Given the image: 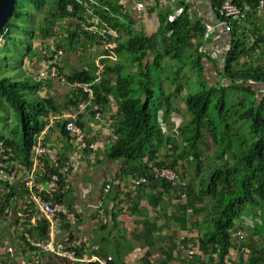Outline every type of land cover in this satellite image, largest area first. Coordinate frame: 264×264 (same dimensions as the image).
<instances>
[{"label": "trees", "instance_id": "1", "mask_svg": "<svg viewBox=\"0 0 264 264\" xmlns=\"http://www.w3.org/2000/svg\"><path fill=\"white\" fill-rule=\"evenodd\" d=\"M222 2L223 0H214V9L220 11ZM97 3L98 6H92L95 16L122 38L119 41L113 37L108 39L109 43L117 42L119 59L108 63L106 59L103 60L106 72L95 63L89 68L72 72L67 78L71 83H92L98 77V70L104 74L102 82L92 84L96 93L93 110L94 116L110 111L111 120L114 121V135L117 139L111 147L109 158L112 161H123L122 173L126 178H145L146 182L141 184V188L158 181L163 191L168 190L173 194L177 216L174 213L170 220L176 222L178 228L171 231L169 238L170 243L175 240L176 243L164 251L165 259L159 264L174 261L178 241L186 245L193 241L188 236L182 237V232L189 230L190 220H194V227H198L199 232L195 239L198 241L200 256H197L196 251L193 256L196 257V262L241 264L245 261V264H264V89L258 93L254 91V85L264 87V68L251 60L255 53L259 54L264 50V8L260 10L264 0H236L248 29L243 28L245 23L241 19L222 18L231 39L222 61L214 59L209 51L204 50L206 29L201 24L195 25V28L185 14L174 23H169L168 18L173 15L171 11L160 13L157 33L160 43L155 48L153 39L135 28L139 22L136 16L126 14L127 7L121 0H97ZM70 7L73 9L72 13L69 12ZM246 8L249 10H245ZM27 10L40 14H32ZM259 12L262 13L260 19ZM37 15L40 18H36ZM23 17L32 19V23L20 24ZM93 18L86 8L73 0H18L13 18L0 36V39L13 43V47L5 45L7 51L4 59L9 63L12 51L15 48L19 50L17 45L28 47V53H35L33 43L37 41L43 45V49L48 50L41 53L48 60L53 47L58 49L66 45L73 48L77 40L96 43L99 36H91L87 30ZM61 25L68 26V29H64V38L59 40L57 46L53 44V47H49L48 42L54 40L56 30ZM74 26L76 29L72 31ZM13 31L18 34L13 35ZM99 39L100 47L104 46V41ZM197 40L198 46H195ZM101 53L107 55L109 51L105 49ZM187 57L194 68L206 70L207 61L213 64L216 81L207 75L210 78L207 88L188 93L185 103L191 120L178 129L177 136L173 139L165 134L163 127L170 126L175 113L176 96L185 90L184 81L180 82L179 79ZM166 58L179 62L174 75L169 74L166 78L174 86L168 92H165L162 84V76L167 72L164 64ZM22 64L24 67V56ZM2 69L4 70L0 66V106L12 107L21 130L15 133L16 141L2 136L0 146L3 144L5 148L13 149L15 159L9 157V165L18 162L31 168L34 137L47 124L49 114L59 112L62 107H58L52 98L38 95V90L45 86L42 81H37L32 76L24 79L6 76ZM156 79L160 80L161 85L155 83ZM221 82L224 86L219 87ZM154 86H158V91ZM229 89L238 92L233 95L252 92L256 97L250 106L241 99L238 102L241 109H236V105L229 103L230 98L227 99ZM80 92L82 98L79 99L74 94L67 108L88 99V94ZM216 97L217 102H214ZM113 101L118 107L115 113L111 107ZM240 123H249V126L246 124L245 132L240 131ZM62 132L70 137L65 126ZM206 132L209 133L208 138L211 139L215 152L206 174L197 182L192 177H186L184 164L187 163L191 169L196 170L195 177L202 175L205 170L202 146ZM165 168L177 173L179 178L184 177L190 181L185 184L186 180L182 178L180 184H176L159 179L156 172ZM0 185L6 191L3 198H0L1 215L8 220L12 215L11 218L15 219L23 208L20 204L24 203L26 193L3 181H0ZM18 196H22L20 203L17 202ZM57 201H63V197H58ZM248 210L253 231L256 236L261 237L263 243L249 244V257L242 259L240 254V261L236 263L230 257L234 240L236 241L235 230H242L243 226L239 224L243 222ZM160 230L155 221L146 220L142 224L144 246L147 248L145 264H151L148 259L153 254L151 249L155 245V233ZM36 232L39 239H47L48 225L40 222ZM69 243H77L73 234L69 237ZM23 247L25 252L29 251L28 255L36 250L33 247ZM78 250L82 259L87 254L86 246L80 245ZM103 251L105 249L93 251L100 258L95 264H120L117 261H106ZM0 264L13 263L5 261Z\"/></svg>", "mask_w": 264, "mask_h": 264}, {"label": "crops", "instance_id": "2", "mask_svg": "<svg viewBox=\"0 0 264 264\" xmlns=\"http://www.w3.org/2000/svg\"><path fill=\"white\" fill-rule=\"evenodd\" d=\"M121 2L127 7L126 14L136 16L139 24L135 28L145 35H149L148 31H152V26H157L156 32H158V18L162 11H171V14H174L177 9L184 8L185 16L189 17L194 27L201 24L204 29L208 25L214 28L209 39L206 38V30L204 41V48L209 49V53L211 52L210 55L214 59L222 61L224 53L230 47L231 39L228 27L222 21L219 11L214 9V0H159V3H157L158 0H152L153 7L151 8L155 9L146 8L147 10H144L142 16L136 10L137 2L135 0H121ZM74 29H76L75 26L72 31ZM98 39L96 43L77 40L73 48L65 45L64 53L59 61L61 73L69 77L76 70L89 68L95 63L98 64L100 56L103 55L101 52L105 50L104 46L100 47L101 42ZM37 44L39 43L37 42ZM48 44H50L49 47H52L54 41H49ZM195 46H198V40ZM34 50L38 55H33L34 59L27 55V57L24 56V66L37 80L39 72L44 68V62L48 61V58L43 57L41 53H46L48 50L43 47L37 49L38 51L36 48ZM108 61L115 62L107 57L106 63ZM207 63L210 62L207 61ZM210 65V72H215L213 64L210 63ZM98 72L96 81L102 82L104 77L98 81L101 71L98 70ZM213 77H215L214 74ZM42 82L45 86L38 90V95L52 98L58 107H62L57 113L51 112L49 119L69 111L72 106L70 108L66 106L71 104L74 94L79 99L82 98V95L78 94L75 88L70 85V81L67 83L49 77ZM111 107L114 113L118 110L117 103L114 101ZM94 112L91 109L89 113L82 114L79 122L90 141L96 144L95 151L79 152L70 137L63 134L62 125L53 129L47 138L48 164L54 158L63 160L70 166L68 173H70L72 181V190L64 198L65 203L70 207L71 216L62 221L56 239L61 242L69 241V237L73 234L77 245L86 246L88 254L105 249L103 254L106 255L108 262L145 264L144 256L147 248L144 246L143 238L145 237L142 233V224L146 220L155 221L161 230L155 233L156 241L151 249L153 254L148 261L151 264H159L165 259L164 251L171 247L169 238L171 231L178 228V224L170 220L174 213L176 215V201L172 193H169L168 190L163 191L161 183L159 184L158 181L141 188L139 185L141 179L126 178L123 175V161H112L109 158L111 147L117 139L114 135V121L111 120V113L104 111L94 116ZM108 185L114 186L111 193L105 192ZM153 197H155L154 200ZM192 227H194V220H190L189 230L182 232V237L188 236L193 241H190L188 245L178 241L174 261L170 264L199 263L196 262V257L192 258L187 252L195 245L197 256L200 254L197 239L190 235ZM8 237L10 241L14 239L12 235ZM18 246L21 251H17L18 247L14 251L12 248L9 249V255H13V261L11 260L10 263L15 264L14 258L22 260V257H18V254L21 253L28 256L27 262L30 264H66L46 252H32L28 255L29 251L25 252L21 239Z\"/></svg>", "mask_w": 264, "mask_h": 264}, {"label": "rangeland", "instance_id": "3", "mask_svg": "<svg viewBox=\"0 0 264 264\" xmlns=\"http://www.w3.org/2000/svg\"><path fill=\"white\" fill-rule=\"evenodd\" d=\"M145 2H147L149 5H151L150 0H145ZM151 7H153V6L151 5L148 8L150 10H152L153 8H151ZM46 10H48V9H46ZM145 10H147V9H145ZM27 11L32 12V14H35V13L40 14L34 10H27ZM50 12H51V10H50ZM261 15H262V13L259 12L258 13L259 19L261 18ZM38 17L40 18L39 15H37L36 18H38ZM240 19L243 20L245 23V24H243V28L248 29L249 26L247 25V22L245 21L246 19L244 20V17H242V16L240 17ZM243 21H242V23H243ZM29 23H32V19H28L26 17H23V19L21 18L20 24H29ZM64 29H68V26L61 25L56 30V33H55L56 35H55V38L53 40L55 46H57L59 44V40L64 38V34H63ZM156 30H157V26H152V31H148L149 35L146 34V36L149 38H152L154 45H155V48H158L159 43H160V39L157 36L158 32H156ZM12 34L13 35L18 34V32L13 31ZM143 34L145 35V33H143ZM24 42H25V40H24ZM37 42L39 43V41H37ZM37 42L33 43V48L34 49L36 48V50L39 49L41 46H43L40 43H39L40 45L37 44ZM5 45H10L13 47V43H11V41H9V40H5L4 38L0 39V66H2L4 68V70L2 69V71H4V74L6 76H10V77L17 78V79L30 78V76H32V73L27 68H24L25 66L23 67L22 58H23V56H25V57L29 56V57H32L31 59H34V56H36L35 55L36 51L34 50L35 53L30 54V53H28V47H21L20 45H17L19 47V50H16V48H15V51L14 50L12 51V54H10V57L8 59V61H9V63H8L4 59V53L7 51V47H5ZM253 56H254L253 58L251 57L252 63L260 64L264 68V50L259 52V54L255 53ZM185 60H186V64L181 69L180 79H179L180 82L184 81L185 90L176 96L175 113L173 114V118L170 122V126L163 127V131L165 132V134H167L169 137H173V139H175V137L177 136L176 133H177L178 129L182 125L188 124L191 120V116L188 113V109H187L186 103H185L188 93L200 92L204 88H207L209 86L208 82L210 81V78H208L207 75L214 80L213 74H215V72H210V66H211L210 63H207L206 70H205V69H200V68H194V66L192 65V62L188 59V57L185 58ZM30 62H31V60H30ZM246 62H248V60H246ZM164 64L167 67V72L165 75L162 76V78H163L162 84L164 85V87L166 89L165 92H168V90H170V89L173 90L174 86L171 84L170 80H168L166 78L168 77L169 74L172 76V73H173V75H174V72L178 68L179 62H177L176 60H173L171 58H166L164 61ZM241 66H243V65H241ZM129 69L127 68V70H129ZM155 83L161 85L159 79H156ZM218 86L219 87L224 86L223 82H221ZM154 89L156 91H158V86H154ZM262 89H264L263 86L260 87V86L254 85V91H256L257 93ZM237 93L238 92H236L234 90H230V89L227 91V99L230 98L229 103L236 105V109H241V106L238 103L241 101V99H243V101H246L247 105L250 106V103L252 101H254V97H256V94L252 93V92H250L249 94L240 92L239 95H233V94H237ZM241 94H244L248 98L244 97V95H241ZM33 95H34V92H33ZM214 102H217V97L214 99ZM246 124L249 126V123H246ZM246 124L245 123L239 124L240 131L245 132L247 130ZM20 130H21L20 124L18 122V119L15 117L14 110L12 109V107H10V106L1 107L0 106V138L2 136H6V137H9L11 139L13 138V140L16 141L17 137L15 138V133L19 132ZM208 137H209V133L206 132L205 142L202 146V150L204 152V166H205V170L202 173V175L199 177H195L196 170L191 169L187 163L184 164V167H185L184 169L187 172L186 177L187 178L192 177V178L196 179L197 182L202 180L203 176L206 174V170L210 166V160H212V158L214 157L215 147L213 146L211 139ZM182 178H184V177H182ZM182 178L180 177L179 180L181 181ZM184 179L186 180L185 184H188V182L190 180L186 179V178H184ZM182 181H184V180H182ZM4 194H6V191H3V187L0 185V198H3ZM21 201H22V196H20V197L18 196L17 202L20 203ZM249 212L250 211L248 210V212L244 216L243 222L239 224L240 226H243L242 230L241 229L239 230V228H237L235 230L236 241L234 240L235 244L233 246V250H232L230 257L236 263H238L240 261L239 260L240 254H242V259H244V258L247 259V257H249L250 251L247 249V246L249 244L261 245L263 243V240L261 239V237L256 236L255 232L253 231L254 226H253L252 220L250 218H248ZM0 216H1L0 217V224H2V225H0V262L9 261V263H10L11 260L13 261V255H11V256L9 255L10 254L9 249L12 248L14 251V249L16 247H18V248H16L17 251H21L19 249V246H18V243L20 241V233H16V232H19L16 229V226H14V228H13L10 221L1 215V204H0ZM192 220H193V218H192ZM237 230H239V232ZM190 231H191V233H190L191 236H193L194 238L198 237V234H199L198 227H192V229ZM9 235L10 236L12 235V237L14 238L12 241H10V239L8 237ZM173 243H176V242L172 241V243H170V245L172 246ZM256 247H258V246H256ZM15 252H16V250H15ZM18 257H22V260H20V258H18V259L14 258L15 264H30L27 262L28 256H26V255L24 256L21 253H19ZM175 261L178 262V260H175ZM120 264H124V263H120ZM197 264H199V263H197ZM241 264H245V261L241 262Z\"/></svg>", "mask_w": 264, "mask_h": 264}, {"label": "built area", "instance_id": "4", "mask_svg": "<svg viewBox=\"0 0 264 264\" xmlns=\"http://www.w3.org/2000/svg\"><path fill=\"white\" fill-rule=\"evenodd\" d=\"M74 3L80 5L83 8L87 9V12L92 15L94 18L90 23L89 28H87L88 32L91 34V36H99L104 41V47L107 51H109V54L106 55V57L111 58L114 61H117L119 59V56L117 54V48L118 44L117 42H108V39L110 37L115 38V40H121V37L118 33L108 29L107 25L104 24L98 17L95 16L94 11L92 10V6L96 5L98 6L97 0H73ZM136 3V10L138 13L142 16L144 10L149 6L145 0H135ZM152 2V0H150ZM72 7L69 8V12L72 13ZM185 14V9L180 8L175 11V13L168 18L169 23H174L177 19L181 18ZM219 14L221 18L225 19H232V20H238L242 15L241 10H237V8L234 6V0H223L221 9L219 11ZM207 39L210 38V36L214 32V28L212 26H207ZM62 53V52H61ZM101 59V56H100ZM99 64V63H98ZM102 77H104V74L101 72V76L98 79L101 80ZM59 79L63 82L70 83L69 78H67L64 74H59ZM95 82H97L95 80ZM86 83V82H78L75 81L73 83H70L72 87H78L83 92L89 95L88 99H86L85 102H81L77 106H72L69 111H66L59 117H55L50 120L48 124V128L52 127L57 119L63 120L67 124V129L71 131L73 134L81 136V129L82 126L79 122L80 116L82 114H85L88 112L90 108L93 109V105L95 102V93L92 89V84L95 83ZM100 117V115H98ZM47 131H44L37 139L36 147L34 148V152L32 155V161H33V167L32 169H27L23 165H16V166H10L8 169L9 172L7 173L5 171H1V178L11 184L12 186H16L20 184L17 188L19 190H27L28 194L25 195L26 200H29V204L32 206V209H28V217L32 216L29 220L28 218L24 221H21V227L23 228V225H30L35 224L37 215L42 216L48 223L50 224V239L47 242L42 241L38 246H41L45 250L52 252L54 254L60 255L66 259L72 260L74 262L80 261V262H90L89 259H82L79 260L77 258V253L72 250L69 247H65L64 245L60 244H54L53 242V234L55 232V228L58 224V220L61 217H66L68 215V210L64 205L56 204L53 205L52 203H48V198H51L54 192L58 193H65L70 189V184H68V181H65L62 183L60 181V178L58 175L54 174L49 178V184L48 188H43L41 185H39L36 182V172L38 169V165L41 162V159L43 157V154L45 152L44 149V135ZM2 152L6 154L4 157L5 159H8L9 156H12V150L10 148H4L3 144L1 145ZM8 153V154H7ZM4 168L7 167V164L3 165ZM59 164L55 163L54 168H58ZM160 177L167 178L169 180H174L178 177L177 173L172 171L171 169L165 168L161 170ZM25 203V202H24ZM22 207V204H20ZM8 213V211L6 212ZM28 237V235H27Z\"/></svg>", "mask_w": 264, "mask_h": 264}, {"label": "bare ground", "instance_id": "5", "mask_svg": "<svg viewBox=\"0 0 264 264\" xmlns=\"http://www.w3.org/2000/svg\"><path fill=\"white\" fill-rule=\"evenodd\" d=\"M234 6L237 8V10H242L241 8H239L236 5V0H234ZM263 8H264V3H261L260 10H262ZM245 10H249V9L246 8ZM103 48L105 49V47H103ZM204 50L209 51V49H207V48H204ZM63 53H64V49L63 48L55 49L53 47L52 52L48 54L49 60L44 62L45 63L44 64V68L38 74V78H37L38 81H42V80L48 79L49 77H53V78L59 79V74H61V67L59 65V63H60L59 61H60L61 56H62ZM106 58H107L106 57V54H103L101 56V59H100V62H99V68L102 71H105V72H106V66H105L103 60H105ZM73 88H75V90L78 92V94H79L80 91L82 93H85L81 89H79L78 87H73ZM92 89H93V91L95 93V90H94L93 86H92ZM91 109L92 108H90L87 113H89ZM59 116H61V114H59V115H57L55 117H59ZM51 119H53V118L48 119L47 120V124L44 126L43 130L40 131L34 137V146H33V150H32V155H33V152H34V148L36 147L38 137L44 131H47L46 134L44 135V149H45V152L43 154V157L41 159L40 164L38 165V169H37V172H36V182L39 185H41L43 188L46 189V188H48L49 178L52 175H54V174H56V175L59 176L60 181L62 183H64L65 181H68V184H70V189H68L67 192H65L63 194L58 193V192H54L53 195L51 196V198H48V200H47L48 203H52L53 205H56V204L64 205L67 208V210H68V215L66 217H61L58 220V224H57V226L55 228V232L53 234V242H54V244L64 245L65 247H69L72 250H74L77 253V258L79 260L89 259L90 262H80V261L74 262V261L69 260V259H66V258H64V257H62L60 255L54 254L52 252H49V251L45 250L44 248H42L41 246H38V244H40L42 241L47 242L50 239V234H49L50 233V224L48 223V221H46L44 218H42V216H40V215L38 216L37 215V219H36V222H35L34 225L33 224L23 225V228L21 227L20 224H21V221L22 220L25 221L27 218L30 220L31 217H32V216L28 217L29 216L28 215L29 214L28 213V209H32V206L29 204V200L27 201L26 198H25V201H24L25 203L22 204V207H23L22 210L17 214V216L15 217V219H12L11 218L12 215H11L9 221L12 224V226L13 227L16 226V229L19 231L18 233H20V239L22 241L23 246H28L29 248H31V247L35 248L36 250L34 252H46V253H48L50 255H53L57 259H60L61 261L65 262L66 264H91V263H96V262H98L100 260V258L95 253H92V254H88L87 253L85 256L82 257V259H80V257H79V250H78V247L79 246L77 245L78 243L72 245L71 243H69V241L61 242V241H58L56 239V234H57V231H58V229H59L62 221L64 219H67L68 217L71 216L70 207H68V205L65 203L64 198L72 190V185H71V182L72 181L70 179V173H68V172H70V171H68V170H70V166H68L67 164H65V162L63 160H61L60 158H54L51 161V163L48 164L47 157L49 155V152H48L47 138L50 135V133L53 131V129H55L59 125H62V129L65 126L66 132L70 134V139L72 138V141L77 146V149H78L79 152H81V153H86L88 151H91L92 152V151H95L97 149V146H96V144L94 142H91L90 141V139L87 136V133L85 132V129H81V136L75 135L71 131H69V129H67V124L63 120L57 119L56 122H55V124L52 127H50V128L47 129L48 124H49V122H50ZM0 148H1V146H0ZM7 148H10L12 150V154H11L12 156H9V157H14L15 154L13 152L12 147H7ZM5 156H6V154L2 152V148H1V150H0V158H1L0 159V180L3 181V183H8V182L4 181L1 178V171H5V172H7L9 174L11 172H9V170H7V167L10 168V166H13L14 167L17 164L18 165H21V164L18 163V162H13L12 164L9 165L8 164L9 157H8V159H5L4 158ZM14 159H15V157H14ZM55 163L59 164V167L58 168H54V164ZM5 164H7V167L6 168L3 167V165H5ZM32 167H33V162H32ZM32 167L31 168H27V169L30 170V169H32ZM160 173H161L160 170H158L156 172V175H157V177L159 179H165L168 182L180 184L179 177H177L174 180H169L167 178L160 177ZM43 179H45V180L43 181ZM144 182H146V179L145 178H141V180L139 182V185H141ZM9 185L12 186L11 184H9ZM19 185L20 184H18L16 186L18 187ZM16 186H12V187H16ZM113 189H114V186L113 185H108L105 188V192L111 193ZM22 191H24V193L28 194L27 193L28 192L27 190L24 189ZM58 197H63V201H61V202L60 201H57V198ZM15 222H18V224L15 225ZM40 222H44V223H46L48 225V238L47 239H39L38 233L36 232L39 229ZM27 235H28V237H27ZM195 249H196V246L193 245L190 248V250L187 251L190 256L193 257L195 255Z\"/></svg>", "mask_w": 264, "mask_h": 264}, {"label": "water", "instance_id": "6", "mask_svg": "<svg viewBox=\"0 0 264 264\" xmlns=\"http://www.w3.org/2000/svg\"><path fill=\"white\" fill-rule=\"evenodd\" d=\"M17 2L18 0H0V36L12 20L16 11Z\"/></svg>", "mask_w": 264, "mask_h": 264}]
</instances>
